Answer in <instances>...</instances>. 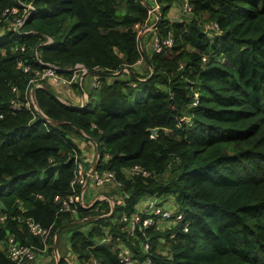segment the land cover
<instances>
[{
  "label": "trees",
  "instance_id": "16d2710c",
  "mask_svg": "<svg viewBox=\"0 0 264 264\" xmlns=\"http://www.w3.org/2000/svg\"><path fill=\"white\" fill-rule=\"evenodd\" d=\"M157 1L153 34L174 40L160 53L140 48L143 0H0V264H16L10 237L43 248L29 218L52 226L51 255L69 225L80 264H122L124 248L135 264H264V0H192L182 23L170 17L176 0ZM209 23L219 26L213 36ZM49 65L68 79L77 65L99 71L98 105L71 108L39 88L40 109L65 124L43 122L28 103L35 73ZM79 138L99 145L97 172L123 185L107 194L116 207L106 218L88 220L111 213L108 199L62 211L82 190L72 187ZM135 166L150 176L128 178ZM148 197L174 200L170 225L130 237L122 217Z\"/></svg>",
  "mask_w": 264,
  "mask_h": 264
},
{
  "label": "built area",
  "instance_id": "2783aa9c",
  "mask_svg": "<svg viewBox=\"0 0 264 264\" xmlns=\"http://www.w3.org/2000/svg\"><path fill=\"white\" fill-rule=\"evenodd\" d=\"M192 0H183L182 2V10L185 15L189 16L192 13V5H191ZM143 3L145 6L148 8V14H149V19L148 23L151 22L152 18L154 20V24L152 25L151 28L146 26L143 28L144 33L141 32L140 26L135 25V29L139 30V39L140 36L146 33V32H152L155 30V27L157 23L160 21L159 17V12L161 9L160 5L157 0H143ZM29 10H34L32 6H27ZM17 13V9H13L12 11L7 10L5 12L6 14L10 15H15ZM29 15V13H28ZM26 18V17H25ZM24 17L21 18H16L15 23H16V31L19 30L24 25L25 21ZM179 22V21H178ZM183 22V21H182ZM180 22V23H182ZM149 28V29H148ZM213 31L219 32V26L216 23H209L205 26V32L207 34H214ZM142 36V39H143ZM142 39L140 44V48H142ZM174 44V40L172 36L168 37H160L159 35L153 34V46L152 50L153 52L160 53L164 48H172ZM143 60H141L139 63L141 64ZM22 66V64H20ZM61 69L58 68L57 66L49 65L47 69L43 71H37L35 73L34 80L32 83H41L45 81H53L57 85H72V84H78L79 82H83L84 79L88 76V69L85 68L82 65H77L72 69V78L68 79L61 74L58 73ZM24 71L28 72L29 68L24 67ZM77 82L75 83V81ZM93 86L94 88H98L100 90V81L99 77L97 76L95 80L93 81ZM85 97L84 103L79 106V109L85 110L88 108L89 100L86 99ZM12 104L14 105L15 108L19 107L18 103H15L12 101ZM32 105L31 100L30 103H28V106ZM96 158V154H95ZM76 172H75V179L72 182V187L74 188L77 185H80L82 187L81 194L79 198L73 194L69 198L62 200L63 201V207L62 211L64 212H71V213H77L78 207L81 206L83 208H88L89 206L86 205V193L89 188L92 190V186L96 187H115V189L120 190L123 185L121 182H119L116 179L115 173L111 171H105V172H95L93 176L91 177V180L89 183H87V178L89 173L86 172L84 168L83 162L79 161L76 159ZM126 176L128 178H131L133 176H142V177H149L150 174L145 171L142 167L140 166H135L132 169L128 170L126 172ZM107 196V195H106ZM106 196H102V199L106 198ZM56 199H60L57 197ZM158 199L155 197H148L145 200L144 206L142 208H139L138 212L134 215H123L122 217V224L124 226L125 232H127L128 236L130 237H135L137 238V233L142 234V236H146L147 232L146 230L156 227L157 221L156 220H162V221H167V219H171L172 214L167 211L163 210L159 204L157 203ZM170 214V215H169ZM4 219V218H2ZM177 221H181V216H178L176 218ZM25 225L28 227L30 230V233L38 237L42 243H43V248H38L35 246H22L21 244L16 242V239L14 237H10L8 241V253L10 258L16 262V264H23L26 261L33 262L36 259H38L39 254L41 253H47L48 249L50 248V245L48 243L51 231H52V226L49 228L43 227L41 224L36 222L34 219L29 218L24 220ZM144 249L147 251L149 249V245L145 244ZM120 262L122 264H135V259L132 256V254L127 250L123 249L121 254L119 255ZM93 264H99L97 261H94ZM145 264H152L150 261L145 262Z\"/></svg>",
  "mask_w": 264,
  "mask_h": 264
},
{
  "label": "rangeland",
  "instance_id": "374dc122",
  "mask_svg": "<svg viewBox=\"0 0 264 264\" xmlns=\"http://www.w3.org/2000/svg\"><path fill=\"white\" fill-rule=\"evenodd\" d=\"M28 6V5H27ZM161 9V8H159ZM161 12V10H160ZM182 13V0H176V2L173 4L172 6V9L170 11V17L172 20H176V21H179V22H182L184 20H189L190 17L189 16H183L181 15V17H178V15H180ZM154 24V20L152 18L151 22L148 23L147 27L151 28L152 25ZM10 27H11V24H10ZM16 28V26H15ZM148 28V29H149ZM4 31V30H3ZM3 31H2V27H0V35L3 34ZM142 33H144V29L141 30ZM214 35V34H213ZM213 35H210V36H213ZM152 46H153V33L152 32H146L143 36V44H142V49L143 51L145 52H150L152 51ZM224 57H221L218 59V61H221V62H224L225 59H223ZM143 66H140V68H137V70H141ZM97 76H94V75H88L84 81L82 82V86L84 88V90L86 91V93L88 94V97L90 98V100L88 101L90 103V105H94L96 103V105H98V102H99V89L98 88H94L93 86V81L95 80ZM78 79H76L75 83L77 82ZM67 86V85H65ZM72 86V85H71ZM70 85H68V87H66V90L68 89H71ZM82 90H80L79 88L77 89V92H81ZM88 150L87 153L91 154L90 156V159H86L87 156L84 157V161H83V164H84V168L86 170V172H90L93 165H94V155H95V149L93 150V147L92 146H88ZM89 165V166H88ZM57 172V171H56ZM126 173V171H125ZM44 175H48V172H44L43 173ZM92 189L95 190V192H97V194H100V193H106V194H110V192H116L117 189H115V187H110V188H106V187H96V186H92ZM91 192V188H89L87 190V194H89ZM93 194H94V191H92ZM105 198H103L101 201H103ZM86 200V198H85ZM146 200V199H145ZM145 200L142 201V203L140 204L139 208H142L144 206V203H145ZM157 203L159 204V206L163 209V210H167V211H170V210H174L175 207H174V200L173 199H168L166 201H163V199H159V200H156ZM120 203H122L123 201L120 200L119 201ZM113 204V203H112ZM170 215V214H169ZM157 221V225H156V228L158 230H161V231H164L167 229V227H169L170 225V222L169 221H162V220H156ZM88 229V227H86V230ZM69 235L70 233L68 231H63L61 234H60V243H59V246L60 248H62V246L64 244H67V240L69 242ZM163 245H164V242H163ZM163 245H161L162 247H164ZM165 252H167V249L165 248ZM163 252V253H165ZM164 255V254H163ZM47 256H53V254L51 255L49 252L46 254L45 257ZM75 258V257H74ZM77 258V257H76ZM32 263L34 264H44V260L41 258V259H36L35 261H33ZM80 263V262H78Z\"/></svg>",
  "mask_w": 264,
  "mask_h": 264
},
{
  "label": "water",
  "instance_id": "95a60500",
  "mask_svg": "<svg viewBox=\"0 0 264 264\" xmlns=\"http://www.w3.org/2000/svg\"><path fill=\"white\" fill-rule=\"evenodd\" d=\"M142 36L143 34L140 36V39H139V42H141V39H142ZM145 59V58H144ZM147 60V58H146ZM123 72H127L126 69H123L121 70L120 72L116 73L115 75H121L123 74ZM88 75H94V76H100L101 73H99V71H88ZM79 87L80 89L82 90V82H79ZM39 88H43L45 89L49 94L53 95V96H56L62 103H64L65 105H67L68 107H71V108H77L79 109V107L77 106H74L68 102H66L65 100L61 99L53 90L52 88H50L47 84L45 83H36L33 85V87L31 88V92H30V100H31V103H32V106L35 110V112L37 113V115L40 117V119L43 121V122H47V123H52V124H57V125H62V124H65V122H59V121H54V120H51L48 116H46L44 114V112L40 109L38 103H37V100H36V91L37 89ZM85 92L83 91L82 95H84ZM157 130H154L153 131V134H156ZM84 136H86L84 134ZM96 158H95V162H94V165L88 175V178H87V183L90 182L91 180V177L93 176V174L97 171V165H98V161H99V158H100V148H99V145L96 143ZM106 198L110 201L111 203V208H112V211L110 214H108L107 216H102V217H98V218H90L88 220H96V219H101V218H106L110 215H112L115 211V207H116V202L115 200H113L112 198L106 196ZM102 200V198H99L97 199L91 206H89L88 208H92L94 204L100 202ZM113 203V204H112ZM69 225H63L61 226L55 233L54 235V238H53V259L55 261V264H61V261H62V256L60 255V252H59V237H60V234L61 232L67 228ZM23 264H34L30 261H26L24 262Z\"/></svg>",
  "mask_w": 264,
  "mask_h": 264
},
{
  "label": "crops",
  "instance_id": "0c3cea01",
  "mask_svg": "<svg viewBox=\"0 0 264 264\" xmlns=\"http://www.w3.org/2000/svg\"><path fill=\"white\" fill-rule=\"evenodd\" d=\"M182 13L180 15H178V17H181ZM48 84L49 86L52 88V90L63 100H65L66 102L74 105V106H81L83 103H84V100H85V97H87L86 99L87 100H90V98L88 97V94L86 93V91L84 90V88L82 87V91L81 92H77V89L73 88V86H71L72 88L71 89H68L66 90V87L68 86H65V85H57L55 84L53 81H48ZM83 85V84H82ZM78 88L80 89V87L78 86ZM81 90V89H80ZM83 91L85 92L84 95H82ZM76 143L78 144V147L79 149L82 151L83 153V158L85 156H87V160L90 159V153L88 154L87 151L88 150V146H92V144H89L87 142H83L82 139H77L75 140ZM95 149V154H96V147H93V150ZM95 160V158H94ZM126 174V173H125ZM94 191V194L93 192ZM106 196L107 194L106 193H100V194H97V192H95L94 189L91 190V192L89 194L86 195V205L88 206H91L97 199L99 198H102V196ZM69 238H70V235H69ZM60 243V241H59ZM70 250V243L68 242L67 240V244H64L62 246V248H60L59 246V252H60V255L62 257L65 258L66 260V264H80L78 263V259L72 255L71 252H69ZM47 253H41L39 254L38 256V259H43L44 260V264H54V259H53V256H46ZM75 257V258H74Z\"/></svg>",
  "mask_w": 264,
  "mask_h": 264
}]
</instances>
